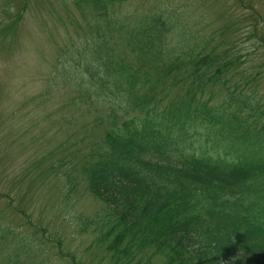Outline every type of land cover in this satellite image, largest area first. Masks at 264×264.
I'll return each instance as SVG.
<instances>
[{
  "label": "trees",
  "instance_id": "1",
  "mask_svg": "<svg viewBox=\"0 0 264 264\" xmlns=\"http://www.w3.org/2000/svg\"><path fill=\"white\" fill-rule=\"evenodd\" d=\"M6 1L0 48L29 2ZM130 1L63 0L80 14L66 24L84 35L92 60L78 81H64L76 94L70 107L98 115L102 131L67 173L101 204L81 228L96 230L109 264H264V63L246 73L249 55L223 31L188 35L164 11L136 20L116 14ZM218 87L226 92L219 104L201 100ZM188 121L204 122L226 153L186 149L179 136ZM7 202L0 220L11 210L27 225L24 207ZM16 236L0 227V264H47L43 245Z\"/></svg>",
  "mask_w": 264,
  "mask_h": 264
},
{
  "label": "rangeland",
  "instance_id": "2",
  "mask_svg": "<svg viewBox=\"0 0 264 264\" xmlns=\"http://www.w3.org/2000/svg\"><path fill=\"white\" fill-rule=\"evenodd\" d=\"M6 3L2 0V10ZM159 11L173 15L191 36L223 31L249 55L242 67L246 73L263 70L264 0H131L115 12L136 20ZM71 15L80 16L63 0H29L16 36L0 48V213L9 208V201L30 215L26 225L21 215L9 210L0 227L12 229L16 239L31 246L43 245L41 259L47 264H109L96 245V230L81 228L83 219L100 213L101 204L85 185L74 179L69 183L67 176L71 163L102 137L94 125L98 115L90 118L70 107L76 94L64 81H78L92 62L82 47L84 35L75 36L66 24ZM52 80L58 82L56 89L49 84ZM258 91L264 94V83ZM208 92L201 100L208 99L210 106L226 95L221 88ZM182 131L179 137L190 151L225 152L212 143L202 121H188ZM2 257L5 253L0 263Z\"/></svg>",
  "mask_w": 264,
  "mask_h": 264
}]
</instances>
